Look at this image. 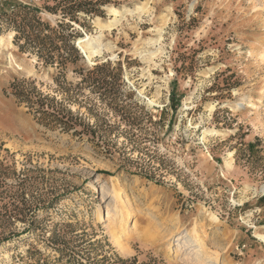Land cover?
Returning <instances> with one entry per match:
<instances>
[{
  "label": "rangeland",
  "instance_id": "1",
  "mask_svg": "<svg viewBox=\"0 0 264 264\" xmlns=\"http://www.w3.org/2000/svg\"><path fill=\"white\" fill-rule=\"evenodd\" d=\"M97 8L64 20L66 66L0 18V264H264V0Z\"/></svg>",
  "mask_w": 264,
  "mask_h": 264
},
{
  "label": "trees",
  "instance_id": "2",
  "mask_svg": "<svg viewBox=\"0 0 264 264\" xmlns=\"http://www.w3.org/2000/svg\"><path fill=\"white\" fill-rule=\"evenodd\" d=\"M15 1V0H10ZM55 4L51 10L57 12L60 11L63 15V21L59 24L61 27H66V31L61 36L52 37L50 34L54 33L55 28H51L50 25L43 22L38 15L39 9L30 6H25L23 3H12L8 0L2 2L0 7V18H6L10 20V23L21 32L18 36L20 40H25V43L33 46L40 57L44 58L46 63L54 64L58 62L59 65L66 66L71 59L72 49L75 48L69 45L71 29L70 22L64 24V20L69 18L77 20L78 12L85 11L92 13L97 11V4L105 0H54ZM108 1V0H107ZM17 2V1H16ZM1 27V26H0ZM58 41H61L64 46L59 45ZM77 56L81 58L78 51L76 50Z\"/></svg>",
  "mask_w": 264,
  "mask_h": 264
},
{
  "label": "bare ground",
  "instance_id": "3",
  "mask_svg": "<svg viewBox=\"0 0 264 264\" xmlns=\"http://www.w3.org/2000/svg\"><path fill=\"white\" fill-rule=\"evenodd\" d=\"M128 10H130L129 7H127L125 5L115 6V7L110 8L109 13L111 14V16H115V19H116V17L118 15H120L124 11H128ZM97 23H98L100 29H102L103 27L109 26L108 20L98 19ZM110 23L112 24V22H110ZM158 32H159V30H158ZM100 38H101V32L99 34H96L92 38H89V37L83 38L82 41L85 44H89L90 48L93 52H97L98 50H97L96 46L99 44ZM153 39H149L147 42L145 41L146 42L145 44L158 46L161 41L157 38H156V40L155 39L153 40ZM0 45H3V37L2 36H0ZM156 48L152 51L149 50L150 51L149 52L150 53L149 58L152 57L153 55H155L156 52L160 50V47H158L157 49ZM139 92L142 93L141 91H139ZM263 92H264V87L262 86L260 89V94H262ZM261 192H264V188L261 189ZM113 193H114V197L117 201L116 216L114 217V219L117 222V225H114V227H111V229L118 233V232H121L123 230H127L128 227L126 228L125 225H128L131 221V218L135 215V205L133 203L134 201L133 202H131V200L128 202L125 201L127 199V198L125 199V196L127 193V188L125 186L114 184ZM213 217L215 219H217V217L215 215H213ZM257 235L261 240L264 241V232H258ZM196 236H197V234H196ZM116 237L119 238V236H116ZM123 253H125V252H123Z\"/></svg>",
  "mask_w": 264,
  "mask_h": 264
},
{
  "label": "water",
  "instance_id": "4",
  "mask_svg": "<svg viewBox=\"0 0 264 264\" xmlns=\"http://www.w3.org/2000/svg\"><path fill=\"white\" fill-rule=\"evenodd\" d=\"M85 54V53H84Z\"/></svg>",
  "mask_w": 264,
  "mask_h": 264
}]
</instances>
